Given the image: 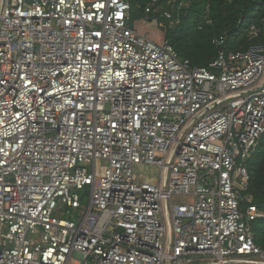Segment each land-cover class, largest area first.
<instances>
[{"label":"built area","instance_id":"built-area-1","mask_svg":"<svg viewBox=\"0 0 264 264\" xmlns=\"http://www.w3.org/2000/svg\"><path fill=\"white\" fill-rule=\"evenodd\" d=\"M131 10L0 0V264H264V44L194 65Z\"/></svg>","mask_w":264,"mask_h":264},{"label":"trees","instance_id":"trees-1","mask_svg":"<svg viewBox=\"0 0 264 264\" xmlns=\"http://www.w3.org/2000/svg\"><path fill=\"white\" fill-rule=\"evenodd\" d=\"M151 1L130 0L132 18L145 15V7ZM184 2L158 0L157 11L146 15L166 24L165 39L194 65L207 66L216 57L218 50L213 39L221 34L227 37L231 49H244L251 43L264 44V0H187L188 5L181 8ZM179 7L182 13L174 26L164 22L168 20L165 12L173 17ZM252 25H257L259 31L251 37L248 29ZM248 165L251 176L248 192L264 208V141H260ZM255 240L264 249V219L255 226Z\"/></svg>","mask_w":264,"mask_h":264},{"label":"rangeland","instance_id":"rangeland-1","mask_svg":"<svg viewBox=\"0 0 264 264\" xmlns=\"http://www.w3.org/2000/svg\"><path fill=\"white\" fill-rule=\"evenodd\" d=\"M188 5V2L187 0H185V2L180 5L181 8L183 7H186ZM179 9L176 11L175 15L173 17H167L166 18L168 20H165L164 22H169V25L170 26H174L175 22H177L178 18L177 16L182 13V10ZM174 13V12H173ZM166 15V14H165ZM147 15H143V16H139L137 18H133L132 19V22H131V25L134 27V28H137L139 29L142 33H145V34H148L152 37H154L153 35L155 34H152L151 32L154 31L156 33V37L157 38H162L164 37V27L166 26V24H162V23H159V20L156 19H150L151 21H147ZM177 19V20H176ZM147 21V23H146ZM253 25L248 29V33H249V36H256L254 35V31L255 29L252 28ZM255 28H257V25H255ZM262 141H264V135L262 136ZM102 167V163L99 162L98 163V168L101 169ZM136 171L138 172H143L145 174V176L147 178H157L158 177V174H159V169L157 167H146V166H143V167H136ZM79 193L81 195V197L83 198V203L86 205L89 203V200H90V190L89 188H85V189H82V190H79ZM174 203L176 204H180V203H190L191 202V198L189 197H184V196H178V197H175L173 199Z\"/></svg>","mask_w":264,"mask_h":264}]
</instances>
